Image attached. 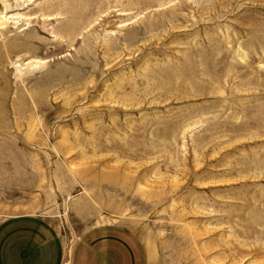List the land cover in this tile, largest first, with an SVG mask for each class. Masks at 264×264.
<instances>
[{
    "label": "rangeland",
    "instance_id": "rangeland-1",
    "mask_svg": "<svg viewBox=\"0 0 264 264\" xmlns=\"http://www.w3.org/2000/svg\"><path fill=\"white\" fill-rule=\"evenodd\" d=\"M66 253L118 223L156 264H264V0H0V220Z\"/></svg>",
    "mask_w": 264,
    "mask_h": 264
},
{
    "label": "crops",
    "instance_id": "crops-1",
    "mask_svg": "<svg viewBox=\"0 0 264 264\" xmlns=\"http://www.w3.org/2000/svg\"><path fill=\"white\" fill-rule=\"evenodd\" d=\"M0 264H156L129 228L99 223L82 231L69 254L57 230L34 214L0 220Z\"/></svg>",
    "mask_w": 264,
    "mask_h": 264
}]
</instances>
